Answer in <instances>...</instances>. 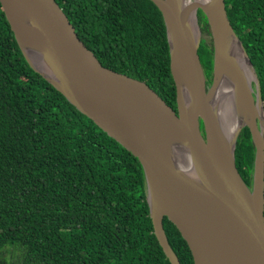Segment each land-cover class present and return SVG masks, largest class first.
<instances>
[{
	"label": "trees",
	"instance_id": "16d2710c",
	"mask_svg": "<svg viewBox=\"0 0 264 264\" xmlns=\"http://www.w3.org/2000/svg\"><path fill=\"white\" fill-rule=\"evenodd\" d=\"M56 2L103 67L146 83L176 112L158 7L149 0ZM224 4L264 104V0ZM198 56L208 88L212 44L201 40ZM240 136L235 165L250 187L254 146L247 127ZM162 225L180 264H193L176 227L166 217ZM11 250L19 258L12 264H170L153 233L139 161L30 66L0 3V252Z\"/></svg>",
	"mask_w": 264,
	"mask_h": 264
},
{
	"label": "water",
	"instance_id": "95a60500",
	"mask_svg": "<svg viewBox=\"0 0 264 264\" xmlns=\"http://www.w3.org/2000/svg\"><path fill=\"white\" fill-rule=\"evenodd\" d=\"M149 1L161 11L166 26L176 112L146 83L103 67L79 38L56 0H0V3L30 66L139 161L153 233L170 264L180 262L167 242L164 217L186 242L193 264H264V110L255 70L228 20L224 0ZM198 9L206 15L212 39V80L208 88L198 56L201 42ZM18 11L25 14L38 32L51 77L37 69L25 52L21 36L28 31L19 24ZM189 13L197 23L196 37L187 21ZM211 14L224 17L254 76L251 81L254 87L250 83L246 91L250 122L243 127L249 129L254 146L250 187L241 178L234 157L243 128L230 140L209 106L216 64L226 58ZM176 63L182 68V79L176 73ZM234 75L243 88L236 68ZM181 82L190 85L188 106L184 103ZM258 110L261 118L257 116ZM164 127L177 129L186 142L192 172L182 171L164 152L160 139Z\"/></svg>",
	"mask_w": 264,
	"mask_h": 264
},
{
	"label": "bare ground",
	"instance_id": "6f19581e",
	"mask_svg": "<svg viewBox=\"0 0 264 264\" xmlns=\"http://www.w3.org/2000/svg\"><path fill=\"white\" fill-rule=\"evenodd\" d=\"M194 1L204 3L208 0ZM17 16L21 28L28 31V33L22 34L21 40L29 59L37 69L42 70L48 76H52L46 69L47 61L38 32L34 29L30 21L25 18V14L18 11ZM210 16L218 27L226 58L216 64L215 81L209 93V106L223 133L230 140H233L241 128L250 122L251 107L247 100L246 91L254 76L238 40L231 32L224 17H217L214 14ZM187 21L196 37L198 35V28L192 13L188 14ZM26 35L32 36L26 37ZM176 64V73L182 79V68L180 64ZM234 68L239 71L240 79L244 85L243 88L236 81ZM183 70L185 71L184 67ZM181 84L184 103L188 106L190 101V85L184 86L182 82ZM257 116L261 118L260 110H258ZM255 132L258 141H260L261 135L257 127ZM160 139L164 152L170 161L182 171L187 173L192 172L193 166L188 146L178 130L173 127H166V129L164 127L161 129Z\"/></svg>",
	"mask_w": 264,
	"mask_h": 264
},
{
	"label": "rangeland",
	"instance_id": "374dc122",
	"mask_svg": "<svg viewBox=\"0 0 264 264\" xmlns=\"http://www.w3.org/2000/svg\"><path fill=\"white\" fill-rule=\"evenodd\" d=\"M196 18H197V22H198V25H199V28L201 31V34H200L201 40H205V42L208 45L212 44V39H211L210 30H209L206 15L204 14V12L197 11L196 12ZM206 27H207V31H204V29ZM204 75H205L206 82L209 81L210 76L207 75L205 72H204ZM251 84H252V87H254L252 82H251ZM209 86H210V84L208 85V87ZM239 136H240V134H239ZM244 137H246V136L241 135L239 142H241V139H243ZM18 261H19V258H18V254L16 251L11 250L10 252H8V251L0 252V264H12V263H17Z\"/></svg>",
	"mask_w": 264,
	"mask_h": 264
}]
</instances>
